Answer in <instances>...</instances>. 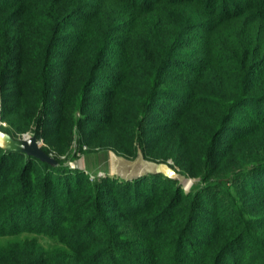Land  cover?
<instances>
[{
	"label": "trees",
	"instance_id": "obj_1",
	"mask_svg": "<svg viewBox=\"0 0 264 264\" xmlns=\"http://www.w3.org/2000/svg\"><path fill=\"white\" fill-rule=\"evenodd\" d=\"M192 43L198 59L188 64L180 56ZM8 85L13 100L0 122L12 138L54 137L48 144L62 154L83 122L86 145L109 146L115 137L132 152L136 142L200 181L186 193L161 173L107 177L120 187L108 211L103 191L86 186L80 171L0 148V264H102L127 242L136 251L122 264H224L223 254L247 239L241 262L264 264V235L239 209L213 229L210 256L180 259L201 225L194 219L205 190L233 184L264 198V0H0V91ZM158 100L175 106L161 119ZM49 105L53 119L45 117ZM42 122L52 128L33 130ZM17 158L26 163L15 171ZM154 179L164 182L167 204L144 203L149 189L139 185ZM170 213L177 216L166 221Z\"/></svg>",
	"mask_w": 264,
	"mask_h": 264
},
{
	"label": "rangeland",
	"instance_id": "obj_2",
	"mask_svg": "<svg viewBox=\"0 0 264 264\" xmlns=\"http://www.w3.org/2000/svg\"><path fill=\"white\" fill-rule=\"evenodd\" d=\"M236 4V3H235ZM60 42L56 43V46L54 48L55 50V58L54 61L57 65H62L64 63V52L62 55L63 49H60ZM66 44L63 45V48ZM198 44L192 43L190 46H185L183 48L184 55L180 56V59H183L188 64H193L195 61H197L198 57L194 56L195 49ZM59 50V51H58ZM62 55V57H61ZM115 58V57H114ZM176 62L175 64H177ZM105 66L102 71L107 72L112 71L113 67L109 66L106 68ZM60 68L56 72V78L54 79V82L56 83L57 87L60 85ZM135 86V85H134ZM13 91L11 86L8 85L6 90L1 92L0 91V111L1 108L4 105L10 106L11 97L9 98V93ZM10 99V100H9ZM8 100L9 103L8 104ZM159 103V110L160 112H154L156 117L158 116L159 119L163 117V115H170L174 110V103L172 102H165L164 100H158ZM48 115L45 116L47 119H53L55 114V106L49 105L47 106ZM90 111L86 112L87 114ZM239 114V113H238ZM92 115V112H91ZM78 117H82L81 114H78ZM47 123V122H44ZM35 125L33 127V130L38 129L39 131H47L52 128V125H49L47 128H45V124L43 122L40 124ZM38 127V128H37ZM8 126L0 122V132L7 134L9 132ZM46 129V130H44ZM89 129V126L85 123H80V125L74 127L70 132V140L67 142V148L64 153L60 154L57 151L53 150L52 147L48 143H55L56 139L54 137H47L44 138L41 137L38 141L40 143L41 148H47L48 154L50 157L56 159L64 168H68L69 171H80L83 173L84 176V182L86 183V186H90L92 188L95 187L96 190L101 189L104 193V199L107 200V203H105L106 207H108V211L112 210L115 204L119 203V199L117 197L119 192H113L112 189H119V186H113V183H109V181L106 179L107 177L110 178H116L119 181H129L132 182L135 179L139 178L144 175H148L149 173L156 174L153 171H144L145 169L153 166H165L172 170V172L175 173L174 181H178L180 184V187L183 189L184 192L188 193L192 186L195 184H199L200 179L199 178H193L190 176L185 175L184 172L180 169L179 166L175 165V162L172 158L167 156L161 155L158 152H144L142 151L140 145L136 142L133 144L134 150L132 152L129 151H123L119 149L117 146H119V140H117L115 137L109 140V146H90L86 145L84 141V137L86 136V133ZM136 132L139 134L140 132L138 129H136ZM31 135V133H27ZM24 135V134H23ZM42 135V134H41ZM22 135H16L13 137L14 139L21 138ZM47 139V140H45ZM136 141V140H135ZM111 146V147H110ZM0 157L1 153H0ZM245 159V160H244ZM245 165L248 164L251 161L250 157L245 156L244 157ZM261 159L256 158V160H253V162L260 161ZM35 165H37L36 161H32ZM120 165L124 170H133L134 173L130 177H119L118 175H111L109 172V165L110 163ZM26 163V160L24 158H17L12 159V161L9 164L10 166H15V171H18L20 168H22ZM145 164V165H144ZM249 165V164H248ZM126 168H125V167ZM135 166V167H134ZM131 168V169H130ZM141 171L142 173H137L138 171ZM143 170V171H142ZM39 171H42L41 168ZM163 175V174H162ZM31 176H40L39 172H32ZM164 176V175H163ZM165 177V176H164ZM167 178V177H165ZM168 179V178H167ZM249 178H247L248 180ZM246 180V182H247ZM250 181V180H248ZM139 187H143L144 189H149L143 197H146L145 204L148 201H151L152 199L159 198L160 202L163 204H167V192L164 193L167 188L164 185L163 181L159 180H150V181H142ZM142 188V190H144ZM163 192H159L161 190ZM135 194L142 195L143 192H137L138 190L135 189ZM130 191V190H129ZM158 194H161V197H157ZM205 203L202 204L195 215L194 223L201 224L194 226V232L191 234V242H188L186 246L183 247V255L180 259H193L192 254L194 252H197L200 254V256L206 255L210 256V250L207 248L208 241L213 239V237L216 238V235L214 236V228L223 226L227 224L228 222H232L231 215L233 211H236L237 209L243 210L246 214L247 219L253 220L255 219L257 223L255 224V227L252 229H255V233L257 235H264V198L255 196L253 194H250L246 192V190L241 189L237 186L231 185H224V186H216L215 188H212L210 190H205L203 192ZM201 194V195H203ZM56 195H60L59 192H56ZM89 192L86 191L85 194L82 196L83 202L84 199L88 198L87 202L89 201ZM163 195V196H162ZM220 198V201L218 200ZM202 198H200V202L203 201ZM84 202V203H87ZM221 203V204H219ZM111 205V206H110ZM176 201L173 202L171 205V209H176L175 206ZM173 207V208H172ZM166 208V207H165ZM169 208V209H170ZM168 209V210H169ZM184 208L183 210H185ZM108 215H112V213H108ZM176 213H170L164 218L166 221H171L172 218L176 217ZM225 217V218H223ZM164 219L157 220L156 223H162ZM161 221V222H160ZM153 222V221H152ZM150 222V224L152 223ZM194 224V225H195ZM221 226V227H222ZM193 240V242H192ZM196 242H195V241ZM128 241V240H127ZM252 244L251 239L247 240H241L238 242L233 248L228 250L225 254H223L222 262L224 264H245L246 261L241 262L240 260V254L250 245ZM130 245V242H127L123 246L119 247V252L117 255H109L104 260H102V264H111L108 259H112V261L116 263H121V260H125L129 257L128 254L131 252L136 251V248H133ZM249 257V256H248ZM248 259V258H247ZM178 260V259H177ZM124 264H127L125 262Z\"/></svg>",
	"mask_w": 264,
	"mask_h": 264
},
{
	"label": "water",
	"instance_id": "obj_3",
	"mask_svg": "<svg viewBox=\"0 0 264 264\" xmlns=\"http://www.w3.org/2000/svg\"><path fill=\"white\" fill-rule=\"evenodd\" d=\"M0 140L4 143L3 150L5 153H23L29 157L38 159L39 161L51 166H57V162L54 158L46 155L40 146L39 141L33 135L24 134L19 139H14L10 135L0 132ZM159 166V165H157ZM165 167V166H164ZM167 170H170L166 167ZM170 174H164L168 179H174L175 173L170 170Z\"/></svg>",
	"mask_w": 264,
	"mask_h": 264
},
{
	"label": "bare ground",
	"instance_id": "obj_4",
	"mask_svg": "<svg viewBox=\"0 0 264 264\" xmlns=\"http://www.w3.org/2000/svg\"><path fill=\"white\" fill-rule=\"evenodd\" d=\"M0 146H1L0 148L4 147V143L1 140H0ZM110 164L111 165H109L110 166L109 167V172L113 176L118 175L119 177H124L125 178L126 176L127 177H130L132 175V173H134L133 170H127V169L124 170L120 165L118 166L117 164H114L113 162L110 163ZM144 171H153L156 174L157 173H161L163 175L164 174H168V173L170 174L171 173L170 170H167L166 167H164V166H153V167H149V168L145 169ZM137 173L139 174V173H142V172L139 170ZM140 177H141V175H140Z\"/></svg>",
	"mask_w": 264,
	"mask_h": 264
}]
</instances>
